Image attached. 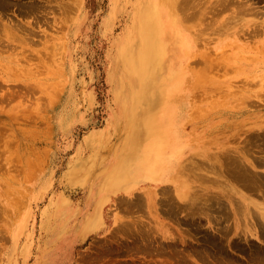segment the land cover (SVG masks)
I'll return each instance as SVG.
<instances>
[{
	"label": "rangeland",
	"instance_id": "rangeland-1",
	"mask_svg": "<svg viewBox=\"0 0 264 264\" xmlns=\"http://www.w3.org/2000/svg\"><path fill=\"white\" fill-rule=\"evenodd\" d=\"M145 2L0 0V264H264V260L257 263L235 245L240 243L241 235H235L233 216L226 223L227 219L212 213L215 219L209 222L200 212H194L196 225L186 223L189 212L178 201L177 192L188 193L187 183L179 184L178 191L172 181L153 183L146 179L130 193L118 188L107 190L106 181L115 163L106 162L98 167L94 163L84 166L80 179L69 175L77 150L74 146L81 144L89 131L104 127L113 110L121 109L122 115L125 111L120 121V146L130 134L125 127L130 117L126 111L131 110L132 102L120 101L117 94L136 88H131V83L118 82L115 58L126 28ZM216 2L201 0L196 16L194 10L188 11V16L186 9L178 11V31L172 37L166 27L168 19H174L170 16L172 9L163 7L167 82H161L166 83L169 92L165 102L167 123L170 132L179 136L183 145L180 148H188L182 162L201 153V164L206 160L215 166V172L210 167L198 168L207 176L205 183L201 176L191 178L198 204L211 197H240L238 192H229L232 185L264 205L260 193L258 197L222 175L224 166L220 163L231 153L240 163L253 161L254 170L264 173V165L259 167L255 161L264 157L262 80L257 85L250 83L252 86L244 81L257 74L245 78L246 70L259 66L264 69V54L257 57L255 53L241 55L237 51L232 36L223 31L237 24L224 26L223 20H215L218 14L213 17L210 11ZM258 5L255 7L264 16V1ZM230 14L225 12L222 17L229 18ZM253 18L246 15L250 21ZM10 21L23 26L19 34L27 36V40H20L18 34L9 38L5 23ZM207 54L215 64L226 56L222 60L224 69L218 71L209 64L211 69L207 70ZM120 68L122 71L121 64ZM238 92L259 93L262 99H237ZM173 140L174 136L168 138ZM123 149L116 148L114 161ZM86 155L83 153L77 160L83 163ZM181 178L184 180L183 175ZM224 185L229 186L226 189ZM135 196L142 199L140 208L132 204ZM171 201L172 207L168 206ZM172 209L174 213L169 214ZM98 213L102 218L100 225L96 230L87 228L90 217ZM229 225L232 232L222 238L223 229ZM242 227L246 225L241 223ZM206 231L216 233L224 245L208 249L204 243ZM65 240L68 242L64 244ZM234 240V245H230ZM249 241L264 248L262 237L250 236ZM68 243L67 261L54 263ZM241 243L247 246L245 241Z\"/></svg>",
	"mask_w": 264,
	"mask_h": 264
},
{
	"label": "bare ground",
	"instance_id": "bare-ground-1",
	"mask_svg": "<svg viewBox=\"0 0 264 264\" xmlns=\"http://www.w3.org/2000/svg\"><path fill=\"white\" fill-rule=\"evenodd\" d=\"M139 1L142 2V0H139ZM144 1H146L145 5L141 6L137 14L133 16L132 23L130 24V26L126 28L127 31H125L123 35L124 39L118 46L120 48H118V53L116 54V58H115V65H117V67L119 68V81L118 82H126V83L128 82V84L131 83V88H136L137 91L134 90L131 92H127L126 94L118 92L117 94L118 99L120 101L124 99V100H130L132 102L131 110L126 111L127 115H129L130 117H129V125H126L125 128L130 129L129 131L130 134L124 141L123 143L124 145H122V148H124L123 152H121L122 155L117 154L119 158L115 161V164L112 165V167L114 168H112L113 170H111L110 175H108L109 177L106 181V184L108 185L109 188L107 187L105 188H107V190H110L111 188H118L119 189L118 191L130 193L134 189L140 188V186H138L139 182H142L148 179L153 183L172 181V184L176 186V189H178L179 184L187 183L185 185V187L187 186V189L188 188L189 190L191 188L194 189L190 185V182H192L191 178L193 176H201V182L203 183L207 181L206 179L207 176L205 177L204 175L199 173L198 168L207 167L206 169H208V167H210L209 169L213 171L215 166L211 165L206 160H204L202 162L203 164H201L200 162L201 160L199 159L200 157H202L201 153H195L192 155L191 159L189 158L190 159L189 161L186 160L185 163L182 162L183 159L185 158V155L188 152V148H185V149L180 148L183 145L180 143L178 139L179 136L175 134V132L173 134L170 132V126L167 123V104H166L167 103L166 100L169 96L168 95L169 92L167 94L166 83L162 84L161 82V81L167 80V32L165 33L163 32L162 23L166 21L165 15L163 13V7L167 6L168 8L172 9V13L170 14V16L174 18V19L172 18L168 19V22H167L168 24L166 23V27L167 25L169 26L168 34L171 35L170 37H172V35H174L178 31L177 30L178 19L175 18L176 13L178 11L184 12L186 9L187 11H185V13L188 16L189 15L188 11L194 10L192 13H194L196 16L197 11H199V6H201V0H183V1L182 0H144ZM250 1H252V3H250ZM255 1L256 2H254V0H217L215 5L213 4V7L216 9V11H214L215 9L212 11V8H211L210 13L213 14V17L218 14L219 17L218 16H217L218 18L215 17V20H223L224 26H226L227 24H231V23L237 24L236 26L231 27V28H223V31H226L225 33H228L230 36H232L233 42H235V47L238 48L237 51L239 53L241 51L240 53L241 55H245L244 53H255L254 55H256L257 57H261L262 54H264V16H262L261 14L263 12L262 9H261L262 12H260L255 7V5L257 4V6H259L258 2H262L264 0H255ZM225 12L231 13L229 18L222 17V14ZM192 13L190 14L192 15ZM246 15L254 16V18L252 19V21H250V19H246ZM188 18H191V17H188ZM184 20L186 21V18ZM212 21H214V19H212ZM26 23L27 22H25L24 24ZM5 25L10 30V34H11L9 36L10 39H12L14 35L18 34L20 40H23V41L27 40L26 38L27 36L23 37L22 35L19 34L20 30L23 29V26H17V25L15 26L14 22L12 21H10V23H5ZM25 27H28V25ZM25 29L27 30V28ZM7 38L8 37H6L5 39ZM170 39L174 40V38H169V41ZM241 39H243L244 41L242 42ZM0 41H3V40L0 38ZM239 41L241 43H237ZM188 45L185 43V46H188ZM47 51L49 50L47 49ZM44 54H42V56ZM209 54L205 55L204 57L205 63L207 64L205 68L207 70L209 68L211 69V67L209 66V64H211L214 67L216 66L218 71H222L225 67V64L223 63L224 61L223 59L226 56L220 57L219 58L220 60L218 61V63L215 64L213 61L214 58L209 57L212 54L210 55ZM45 55L43 57H45ZM50 56L49 57L46 56V58L52 60L51 59L52 57L50 58ZM242 58H245V57H242ZM120 64L123 66L122 71L120 68ZM245 72L246 73L244 75H247L245 78L252 76L250 74L257 73L255 76L252 77V79H246L250 82H246L245 79L244 81L245 83L249 85H251L250 83H256L257 85L259 81L262 80L260 84V89L264 91L263 89L264 87L263 67L259 66L258 68L254 70H246ZM254 86L255 85L253 84V87ZM244 92H238L236 94L237 99H247V98L248 99L249 98L262 99L259 93L247 95ZM200 96L201 95L199 96L197 95V97H200ZM124 112L125 111H123L122 116H125ZM170 136H174V140L171 142L168 141V138ZM119 148H121V146ZM225 157H226V160H224L223 162L220 161V163L224 166V170H221L222 171L221 173H223L222 175H226V177L232 178L233 180H235V182L238 185H240L241 187H244L245 189H248L247 191H251L252 193L257 194L256 196H258V194L260 193L259 195L262 197L261 199H264V173L260 174L259 172H256L254 170L253 161L246 160L244 162L242 160L240 163L237 160L233 159L231 153H228L227 155H225ZM255 161L259 165V167L264 165V157L258 158ZM84 166L85 165L81 163L80 160H76V162L74 163V165L71 167L69 171V175L73 179H75V177L80 179L81 178L80 170L83 169ZM174 171L176 172V176L174 175ZM181 175L184 176V180H182ZM219 177H221V175ZM215 180H218V179H215ZM228 186H226V189ZM229 188L231 189L229 192H232V191L238 192L240 197H235V196L228 197L226 195H225V198H221V199L218 197H211L207 199L206 201H204L203 203L199 202L198 204L197 203L198 193L196 191L197 189H195V191L191 189L193 191V192L191 191V193H189V190H188V193H185V195L177 192L179 196L178 201L180 203L182 202L185 205L184 208L189 212L186 223L189 225H196L197 221H196L195 216L197 214L194 212H200L202 215H204V219L208 220L209 222L211 221L213 222V219H215L213 218L214 215H212V213L220 214V216L218 215V217L223 218V220L225 221L228 220L226 223H228L229 220L231 219V216H233L232 220L235 221V226H236L235 235L236 234L241 235V237L239 238L240 243L236 242L235 245L237 246V248L239 247L242 251H244L243 253H245V251L248 252L251 255V257H254L253 259L257 263L258 262L260 263L264 260V248L259 247L258 245L257 246L253 245V243H250L249 238L250 236H258L264 239V205L261 203L255 202L254 200L247 197L243 193L237 191V189L234 188L232 185H230ZM165 190L167 192V189ZM162 193H164V191ZM165 194L166 193H164V195ZM135 198L136 199L133 200L132 204L140 208L141 203H143L141 201L142 199L137 196H135ZM125 201H127V199ZM172 205H173V202L171 201L168 206L172 207ZM98 206H99V202L97 204V207ZM100 210L102 211V207ZM142 210L143 209L139 211L141 212ZM170 212L171 214H173L174 210L172 209V211H169L168 213L170 214ZM127 218H129V216ZM204 219L201 217V222ZM101 220L102 218L100 216V213H98L96 214V216L90 217L89 222L86 225V227L87 228L91 227V230H96L97 227L100 225ZM241 223H244L246 227L241 228ZM229 228H230V225L227 227V229L226 228L223 229L224 234H221L222 238H224L223 236L225 235H230L229 232H232V231H230ZM50 230L51 228H49L48 231L50 232ZM218 237L219 236L218 235L216 236V233L213 234L212 231H206L205 237H204L205 238L204 243H206V246L208 249L217 247L220 244H222L221 243L222 241L220 242ZM226 240L228 239L226 238ZM242 240L245 241V243H247V246L242 245L241 243ZM69 241L71 240L69 239ZM235 241L236 240L231 241L229 242V244L232 245L233 244L232 242H235ZM66 242H68V240H65L64 244ZM69 246H70V243L64 245L63 254L60 257L54 258V263L67 261V259L69 258V248H68ZM195 251L197 252V249ZM222 251H224V249H222ZM240 253L243 254L242 252ZM249 257L247 259H249ZM232 259L234 258L232 257ZM239 263L241 262H238V264ZM242 263L247 264L246 262H242Z\"/></svg>",
	"mask_w": 264,
	"mask_h": 264
},
{
	"label": "crops",
	"instance_id": "crops-1",
	"mask_svg": "<svg viewBox=\"0 0 264 264\" xmlns=\"http://www.w3.org/2000/svg\"><path fill=\"white\" fill-rule=\"evenodd\" d=\"M121 116L120 110L115 109L109 115L104 127L89 131L82 143L74 146L77 150L73 162L75 163L78 158L81 159L83 153H87L88 155L83 159L85 166L91 163H94L96 167L104 162L115 163L116 148L120 147L119 139L121 140Z\"/></svg>",
	"mask_w": 264,
	"mask_h": 264
}]
</instances>
